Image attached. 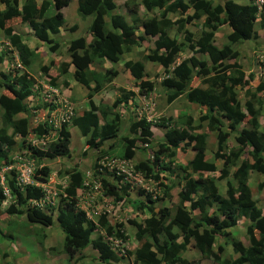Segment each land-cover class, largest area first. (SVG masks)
<instances>
[{"label": "trees", "instance_id": "16d2710c", "mask_svg": "<svg viewBox=\"0 0 264 264\" xmlns=\"http://www.w3.org/2000/svg\"><path fill=\"white\" fill-rule=\"evenodd\" d=\"M70 1H3L0 31L13 50H1L0 64L6 52L15 51L21 68L13 66L0 71V88L7 92L0 93V169L14 162L10 156L19 151L37 162L33 181L46 182L51 173L46 162L56 158L72 159L70 128L75 127L87 148L96 149L93 169L101 156L128 161L135 159L137 152L144 154L145 144H152V155L136 159L134 172L144 181H153L160 193L156 192L154 197L149 188L135 185L126 176L118 175L115 169L106 171L104 167L105 172L93 173L100 180L104 197L112 199L115 205L127 203L136 212L134 217L127 218L131 236L136 240L129 254L123 249L129 238L123 230V222L111 223L105 213L90 219L85 211L76 208L77 190L84 179L76 164L61 173L67 176L65 196L48 210L32 205L42 198L40 187L19 188L15 183V170L5 173L9 198L2 206L7 197L0 186V222L9 221L13 215H25L30 223L49 227L56 220L64 233L61 252L68 260L79 264H86L82 252L89 246L94 251L92 259L96 264H120L125 259L128 264H201L204 259L217 264H264V206L257 205L247 184L251 171L264 174V131L259 120L264 105V77L261 76L264 63L260 64L257 75L253 71L247 73L240 62L243 50L232 46L254 40L258 35L255 20L264 27V3L259 7L252 1L241 4L234 0H126L125 15L116 11L114 0H77V16L82 20L92 16L86 27L90 38L78 36L69 40L66 52L70 61L61 62L59 69L65 74L73 66L72 76L77 84L88 86L93 82L94 86L93 89L88 87L89 107L59 129H52L55 135L51 137L46 120L31 124V109L43 107L45 110L48 103L31 106L26 102L34 93V79L26 69L37 57L38 47H29L13 26L26 23L34 39L54 53L60 44L56 36L65 23L62 8ZM139 6L145 10L144 16H139ZM191 19L202 20L196 38L186 27V21ZM225 25L230 32L226 34V43L218 47L214 38L218 28ZM173 26L182 35V42L170 35ZM149 38H153V49H147L142 59L122 63L132 76L137 93L146 96L152 91L153 82L147 76L145 62L155 63L163 72L161 85L166 103L183 97L205 111L200 114L197 125L186 118L184 127L176 126L170 118H159L157 122L165 128L159 140L153 137L152 119L136 112L129 115L128 134H120L121 118L118 113L110 115V108L121 103L125 111H130L128 102L135 96L133 91H121L112 105L92 100L93 93L120 72L111 66L103 74L93 66L119 63L123 54ZM185 42L196 55L179 59L177 54ZM197 54L203 55L202 59ZM40 69L47 75L49 66L41 65ZM254 77L259 81L251 85ZM55 80L51 77L48 83L57 86ZM19 113L25 116L17 117ZM243 123L246 126L238 130V125ZM205 129L213 132L217 141L213 160L206 158ZM236 130L238 132L230 137ZM48 134L46 147L39 149L31 145L29 138H46ZM117 138L123 142L122 152H113L116 149L113 141ZM109 140L112 143L103 148ZM188 149L193 151L192 157L184 164H176V152ZM204 173H218L216 179L224 182L223 194L213 175ZM174 177H177L176 182ZM175 186L180 189L177 203L172 207L165 203L171 204V190ZM263 188L264 180L258 183V190ZM161 202H164L162 206ZM241 218L248 221L245 227L248 244L234 238L229 242L231 249L223 253L222 246L215 241L217 236L229 235ZM109 238L117 239L119 244L113 246ZM191 252L198 256L192 257Z\"/></svg>", "mask_w": 264, "mask_h": 264}, {"label": "rangeland", "instance_id": "374dc122", "mask_svg": "<svg viewBox=\"0 0 264 264\" xmlns=\"http://www.w3.org/2000/svg\"><path fill=\"white\" fill-rule=\"evenodd\" d=\"M4 0H0V9H4L5 6L3 5ZM126 0H115V3L117 5L116 11L119 13L127 14V10L124 6V2ZM214 2H217V0H213ZM238 3H245L247 0H234ZM77 0H71L70 3L62 8V12L64 15L65 23L62 26L60 34L56 36V40L60 43L59 48L54 53H49L48 49L44 44H40L38 41H36L31 33L30 28L25 23H16L14 24V29L21 33L31 47H38V54L37 57L32 61L30 67L28 68V71L31 75L34 74V77L36 79H39L42 81V79H45V81H48L49 78L54 77L56 85L61 90V95L67 99L70 103H72L75 106V113L79 114L80 111L83 109H87L89 107V101H88V94H89V88L93 89L94 83L91 82L88 86H82L80 84H77L73 80V66H70L68 69V72L61 73L59 69V65L61 62H68L70 61V57L68 53L66 52L67 43L69 40L76 38L78 36H85L87 39L90 38L86 31V27L89 25L92 16H88L85 19L82 20L79 16H77ZM144 9L143 7L139 6V16H144ZM192 13V12H191ZM174 16V15H173ZM128 18V16H127ZM129 19V18H128ZM202 22L199 20H187L186 21V27L190 29V31L193 33L194 37L200 33V28L198 27V24ZM76 26V29H72V26ZM255 31L258 34L254 40H249V42H241L235 45H232L235 48L242 49L243 50V56L242 59H240V62L242 64L243 69L248 73L249 71H253V73L256 74V72L262 67L260 64L264 63V27L260 26L259 20H255ZM230 32V29L225 25L218 28V31L216 32V37L214 38V43L218 47H221L223 44L226 43V34ZM170 35L175 36L179 41H183L182 35L177 30L176 26H173L170 29ZM152 39L149 38L146 41H141L140 45L137 47H134L129 53H125L122 55L121 61L119 63H102V64H96L93 67L96 68L97 71H100L104 74L105 70L108 67H115L120 71L116 76L113 78L115 79V82L113 85L110 83H104L101 87V90L97 93H93L92 100L95 103L102 102H108L109 105H112V102L116 100L117 97L121 95V91H133L135 93V96L132 97V99H129V105H130V111H125V108L121 103L117 104L115 107L110 108V115L113 114H119V117L121 118V135L128 134V123H129V115H133L134 112L138 113V115H144L146 118L152 119L153 121V137L156 140L162 139L163 133L165 131V128L160 126L159 118L164 117V119L170 118L172 121H174V124L176 126L184 127V121L186 118L192 119V124L197 125L199 123V116L201 113H204L205 111H201L197 105L187 102L183 97L177 98L171 103H166V98L164 95L163 86L161 85V79L164 77L163 72L161 69H159L158 65L151 62H145L146 65V72L148 73L149 79L153 82V89L150 91L146 96L139 95L137 93V89L133 86V80L132 76L129 74L127 70L123 68V62L128 59H142V56L147 52V49H153ZM5 38L3 37L2 31H0V52L1 49L5 51ZM45 51V52H44ZM150 51V50H149ZM13 53L6 52L4 56L3 62L0 64V71H7L10 68H12L14 57L11 56ZM177 58H187L191 55H196L191 50L190 46L185 42L184 45H182V48L180 52L177 54ZM197 56L202 59L203 55L197 54ZM263 61V62H262ZM41 65H47L49 66L47 75L42 72L40 69ZM263 68V67H262ZM157 75V76H156ZM264 77V72H262V75ZM102 77V76H101ZM256 77V76H255ZM251 81V85H255L257 83L256 78ZM112 78V79H113ZM261 78V77H260ZM113 79V80H114ZM89 87V88H88ZM5 92L3 89L0 88V93ZM137 96H140L139 99H141L143 102L138 105ZM36 101V100H35ZM80 101H84L83 104L80 103ZM147 101V103H146ZM34 103H37L34 102ZM262 113L260 115V122L262 124L261 130L264 131V105L262 107ZM102 121V120H101ZM246 125L239 124L238 130L242 127H245ZM231 134L230 137H233L236 132ZM207 132V147H206V158L209 160H213L212 158V152L216 149V138L213 134V132L205 129ZM8 132H11V129L8 130ZM71 133V142H70V148L72 149V159L68 158H58L50 161V164H53V169L55 172H57L56 177L59 175L61 176V173L67 168L72 167L73 165H77L79 169L82 171L84 178H86V171L92 170L91 167L94 163V158L97 154L96 149H90L87 148L86 144H84V139L82 135L79 133L78 129L75 127L70 128ZM209 136V137H208ZM16 140H19L18 137H16ZM232 140V139H230ZM115 143L116 149L113 150V152H122L123 142L121 139L117 138L116 141H113ZM112 143V140H109L103 144V148H107L108 145ZM152 144L145 146V153L137 152L135 155V159L132 160H124L129 165L134 166V162H136V159H142L143 157H149L152 155ZM87 149V150H85ZM85 150V151H84ZM193 155V151L191 149H188L187 152H176V164L182 163L184 164L189 158H191ZM105 157V158H104ZM151 158V157H150ZM112 160H115V163L110 166L109 162L111 163ZM99 161V160H98ZM119 161L121 159L118 158H111L107 155L101 156L99 163L102 166V171H104V167H106V171H112L115 169L118 173V175H124L127 176L128 174L126 172H122L119 169ZM220 164V162H219ZM129 165L124 164V169L127 171L129 169ZM221 165H219L220 167ZM65 167V168H64ZM58 170V171H57ZM1 174H3L2 171H0ZM203 175L212 176L215 178V181L217 183L219 192L221 194L224 193L225 187L223 180L216 179L218 173L214 174H208L204 173ZM131 181L134 182L135 185L149 188V191H152V195L155 197L156 192L160 193V190H157V185H154L153 181H144V179L139 175L136 174L133 171H131V175L128 176ZM141 178V182H139L137 179ZM174 182L177 181V177L173 178ZM264 180V174H257L254 171H251L249 173V179H248V186L251 189V192L253 194V197L257 200V205L261 208L264 206V188L261 190H258V183L262 182ZM57 182H59L58 179H56ZM163 181L167 182L168 179H164ZM59 188L62 184H59ZM179 187L175 186L171 190L172 198H171V204L165 203L166 205H174L177 203V193L179 191ZM103 196V195H102ZM143 199V198H142ZM133 200V198H132ZM144 200V199H143ZM145 201V200H144ZM173 201V202H172ZM164 202H161V206ZM117 206V207H115ZM173 207V206H172ZM93 212H95L97 215L100 213H105L107 219L111 223H115V221H121L123 222V230L125 233L129 235V238L124 243V251L125 253L129 254V251H131L136 246V240L134 239L132 235V230L129 227V224L127 223V218L134 217L136 215V212L132 210V207L127 204H113L112 199H109V197H99L98 200L94 203ZM54 213L53 211L51 212ZM54 215V214H53ZM90 217V216H89ZM138 218H141V215H137ZM95 218V217H94ZM91 215L90 219H94ZM247 226V220L244 218H241L238 220L237 225L230 229L229 235L225 236H217L216 243H219V245L222 246L223 253H228V251L231 249L229 242L231 240L238 239L241 240L244 244H248L247 235L245 232V227ZM176 229V228H175ZM5 232L3 234V232ZM64 240V233L62 232L61 228L56 223V220H54V223L49 227H42L39 224H33L28 222L24 216L21 215H13L10 216L9 221H1L0 222V264L8 263V264H79L80 262H76L74 260H68L66 254L61 252L62 243ZM216 249L217 247L214 246ZM193 248L190 246L189 250H192ZM194 251V250H193ZM231 252V251H230ZM83 255L85 256L84 262L86 264H96L97 262L92 259V254H94V251L89 246L86 249L83 250ZM5 254V256H3ZM192 257H197L198 255L193 254V252L190 253ZM223 255V254H222ZM120 264H128V260L125 259L124 262H120ZM201 264H217L211 259H204L202 260Z\"/></svg>", "mask_w": 264, "mask_h": 264}, {"label": "built area", "instance_id": "2783aa9c", "mask_svg": "<svg viewBox=\"0 0 264 264\" xmlns=\"http://www.w3.org/2000/svg\"><path fill=\"white\" fill-rule=\"evenodd\" d=\"M253 1L254 3L259 5L264 3V0ZM35 91L39 93L40 97L45 102L48 103V106L40 114L37 109H34L32 111L34 114L32 123L36 124L42 119L46 120L47 124L50 127L49 134L51 137H54L55 131L53 130H57L64 123H68L75 115L74 106L61 95V91L59 88L48 83H37V86H35ZM49 134L46 135V138H29L31 145L39 149L46 147ZM10 157L15 161L10 162L8 165L2 167L1 171L3 172V174L0 173V186L3 189L4 195L7 197V199L3 201L2 206L8 202L9 198V189L7 188L4 181V173H7L12 169L15 170V183L19 188H23L28 185H34L42 189V198L32 203V205L35 207H38L40 209L50 208L57 203L60 193L65 195L62 191H60L53 185L54 179H52L51 177L43 183L33 181L32 176L37 168V162L34 159L22 155V153L19 151L11 154ZM114 163L115 160H112L111 163L109 162V165L112 166ZM124 164L129 165L124 160L119 161V169L122 172H126L128 174L126 177L129 178L128 176L131 175V171L135 170L134 166L132 167V165H129V169L126 171L124 169ZM98 169L102 171L101 164ZM137 180L141 182V178H138ZM101 196L102 193L99 178L93 175V171L87 170L86 178L83 179L82 187L79 189V192L77 194L78 199L75 203L76 208L85 211L88 218H90L91 215H97L95 212H93L94 203ZM109 240H111V244L113 243V246L115 247L119 244V241L117 239L109 238Z\"/></svg>", "mask_w": 264, "mask_h": 264}, {"label": "clouds", "instance_id": "9594fccd", "mask_svg": "<svg viewBox=\"0 0 264 264\" xmlns=\"http://www.w3.org/2000/svg\"><path fill=\"white\" fill-rule=\"evenodd\" d=\"M248 1H252L253 3H254V1L253 0H247L245 3H247ZM254 4H256V3H254ZM263 4V3H262ZM261 4V5H262ZM257 6H261V5H259V4H256ZM4 43H5V50H6V48H9V49H12L13 50V48L8 44V42L5 40L4 41ZM30 47V46H29ZM2 50V49H1ZM50 53V52H49ZM13 57H14V62H13V65H12V67L13 66H17L18 68H21V65L19 64V62H18V59H17V55H16V53H15V51H13ZM30 67V66H29ZM28 67V68H29ZM28 68L26 69V71L29 73V71H28ZM262 72H264V67L262 68ZM30 74V73H29ZM30 76L34 79V93H33V95H30L29 97H27L26 98V102H27V104H30L31 106H34V105H42L45 101L40 97V95H39V93L38 92H36L35 91V86H37V83H39L40 84V82L42 83V82H45V83H48V81H45V79H42V81L41 80H39V79H36V77H34V74L33 75H31L30 74ZM49 84V83H48ZM55 87H57V88H59L58 86H55ZM61 91V90H60ZM66 99V98H65ZM37 101V103H34V102H36ZM67 100V99H66ZM69 102V101H68ZM47 103V102H46ZM72 104V103H71ZM73 105V104H72ZM74 106V105H73ZM34 109H37V111L39 112V114L44 110L43 109V107H41V108H33V110ZM32 109H31V124H34V123H32V121H33V117H34V114H33V111ZM74 110H75V106H74ZM37 112V113H38ZM74 114L76 115V113H75V111H74ZM18 115H21V116H18ZM17 115V117H24L25 115L23 114V113H19ZM74 115V116H75ZM148 120H149V118H147ZM71 121V120H70ZM69 121V122H70ZM68 122V123H69ZM144 146H146V144L144 145ZM56 159H58V158H56ZM122 160V159H121ZM99 161H100V159H99ZM99 161L97 162L98 163V165H97V167L96 168H92L91 167V171H93V173L97 170V171H100L99 169H98V167L100 166V164H99ZM0 171H1V169H0ZM94 175V174H93ZM53 176H54V174L53 175H51V173H50V175H49V177L48 178H52V179H54L53 178ZM95 176V175H94ZM4 181H5V173H4ZM66 182H67V176H66V178H65V181L64 182H61V181H59V182H57L56 181V179H55V181L53 182V185L57 188V189H59L60 191H62L64 194H65V192H64V187H65V184H66ZM59 184H62L61 185V187L59 188L58 186H60ZM80 189V188H79ZM79 189L77 190V194H78V192H79ZM42 190V189H41ZM61 196H65V195H63L62 193H60V195H59V199H60V197ZM58 199V200H59ZM78 199V197H77V195H76V200ZM58 202V201H57ZM57 204V203H56ZM55 204V205H56ZM53 207V206H52ZM51 208V207H50ZM49 208H45V209H42V210H48ZM93 218L95 217V215L94 216H92ZM247 223H248V221H247Z\"/></svg>", "mask_w": 264, "mask_h": 264}, {"label": "crops", "instance_id": "0c3cea01", "mask_svg": "<svg viewBox=\"0 0 264 264\" xmlns=\"http://www.w3.org/2000/svg\"><path fill=\"white\" fill-rule=\"evenodd\" d=\"M115 1V0H114ZM31 47V46H30ZM45 52V51H44ZM145 69H146V65H145ZM114 79V78H113ZM112 79V82H111V84L113 85V83L115 82V79L113 80ZM114 86V85H113ZM127 90H129V89H127ZM139 97L140 96H137V98H138V101H137V103H138V105L139 104H141L143 101L141 100V99H139ZM141 98V97H140ZM80 103L81 104H83L84 103V101H80ZM146 103H147V101H146ZM18 116H21V115H18ZM61 159H64V158H61ZM58 160V159H57ZM50 161H48V162H46L47 163V165H48V167L51 169V175H53L54 174V176H53V178H54V181H55V179H58L59 181H61V182H64L65 181V178H66V176H64L63 174L61 175V176H57L56 177V175H57V172H55L54 171V169H53V164H50L49 163ZM65 168V167H64ZM67 169V168H66ZM58 171V170H57ZM116 207V206H115ZM21 216H24L25 217V215H21ZM26 219V218H25ZM3 232V231H2ZM5 232H3V234H4Z\"/></svg>", "mask_w": 264, "mask_h": 264}]
</instances>
